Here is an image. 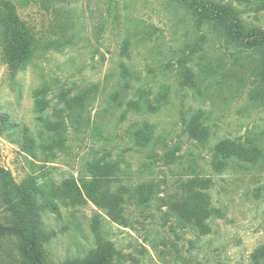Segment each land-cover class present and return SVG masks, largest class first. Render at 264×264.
I'll list each match as a JSON object with an SVG mask.
<instances>
[{"label": "rangeland", "instance_id": "obj_1", "mask_svg": "<svg viewBox=\"0 0 264 264\" xmlns=\"http://www.w3.org/2000/svg\"><path fill=\"white\" fill-rule=\"evenodd\" d=\"M12 1L34 39L13 70L0 28V168L32 183L47 261L83 258L104 238L116 248L111 264H251L264 245V161L216 173L211 151L225 138L264 149V104L250 95L259 53L199 22L180 0ZM223 1L264 28L262 0ZM187 69L194 84H185ZM163 86L169 102L149 111ZM198 111L210 131L204 144L185 130ZM143 121L157 126L147 147L129 134ZM192 177L207 180L195 187L211 211L208 232L169 207ZM142 184L152 188L143 204ZM105 191L124 193L125 223L89 195ZM5 206L0 185V222ZM0 264H21L15 238L0 237Z\"/></svg>", "mask_w": 264, "mask_h": 264}, {"label": "trees", "instance_id": "obj_2", "mask_svg": "<svg viewBox=\"0 0 264 264\" xmlns=\"http://www.w3.org/2000/svg\"><path fill=\"white\" fill-rule=\"evenodd\" d=\"M180 1L197 17L199 22L216 27L228 41L240 48L259 53V62L254 69L256 82L250 95L251 99L264 104V28L247 25L240 11L223 0ZM262 2L263 0L259 4L261 8L264 6ZM0 28L3 37V57L8 66L16 70L31 57L34 37L31 27L21 18L12 0L0 2ZM194 82V74L187 69L185 84L191 85ZM168 98L169 88L163 86L157 98V104H149L148 110H159L162 104L169 102ZM9 126L15 127L16 123L11 122ZM156 127V124L148 121L136 122L131 126L129 134L136 145L147 147L155 139ZM185 130L191 139L202 144L208 142L210 138V131L203 125L202 114L199 111L187 121ZM24 136L25 139L29 137L27 130ZM211 153V166L216 173L225 171L233 161L249 164L264 161V149L254 140L237 141L225 138L213 146ZM170 163H172V154L168 153V164ZM92 169L95 170L94 167ZM99 175L107 174L104 170L98 176L96 175L95 182L99 181L97 178ZM205 182L207 180L197 177L182 181L178 199L169 202L170 210L173 211L172 215L177 221H185L193 227H198L202 232H208L210 229L206 220L209 219L211 211L202 200V195H206L205 192L195 186L204 185ZM0 185L7 212V221L0 222V237L16 239L21 264H51L46 257L42 216L32 183L16 182L9 171L0 168ZM151 189L150 184H142L137 188L141 204L149 201ZM89 195L96 205L104 208L113 220L125 223L123 205L127 198L124 193L122 196L105 191L100 194L101 196ZM132 198L133 196H130V199ZM115 254L116 248L110 241L99 238L97 246L87 256L69 260L64 264H111ZM251 264H264V245L254 251Z\"/></svg>", "mask_w": 264, "mask_h": 264}]
</instances>
